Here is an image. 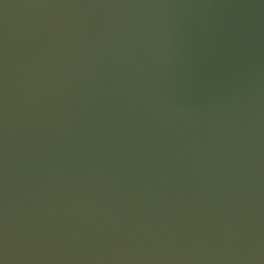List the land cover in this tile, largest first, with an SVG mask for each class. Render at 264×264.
Returning <instances> with one entry per match:
<instances>
[{
	"label": "water",
	"instance_id": "water-1",
	"mask_svg": "<svg viewBox=\"0 0 264 264\" xmlns=\"http://www.w3.org/2000/svg\"><path fill=\"white\" fill-rule=\"evenodd\" d=\"M0 264H264V0H0Z\"/></svg>",
	"mask_w": 264,
	"mask_h": 264
}]
</instances>
